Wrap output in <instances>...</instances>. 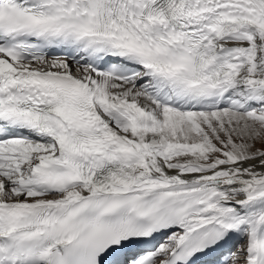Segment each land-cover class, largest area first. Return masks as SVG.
I'll return each instance as SVG.
<instances>
[{"label":"snow or ice","instance_id":"snow-or-ice-1","mask_svg":"<svg viewBox=\"0 0 264 264\" xmlns=\"http://www.w3.org/2000/svg\"><path fill=\"white\" fill-rule=\"evenodd\" d=\"M0 264H264V0H0Z\"/></svg>","mask_w":264,"mask_h":264}]
</instances>
